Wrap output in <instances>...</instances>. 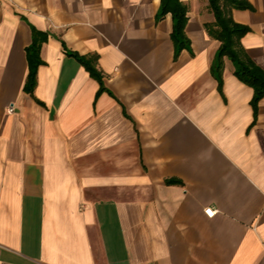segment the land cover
I'll list each match as a JSON object with an SVG mask.
<instances>
[{"label": "crops", "instance_id": "0c3cea01", "mask_svg": "<svg viewBox=\"0 0 264 264\" xmlns=\"http://www.w3.org/2000/svg\"><path fill=\"white\" fill-rule=\"evenodd\" d=\"M181 1L176 55L161 0H0V264H264V97L255 117L227 57L219 91L209 0ZM249 2L231 15L264 70ZM69 52L98 56L104 91Z\"/></svg>", "mask_w": 264, "mask_h": 264}, {"label": "trees", "instance_id": "16d2710c", "mask_svg": "<svg viewBox=\"0 0 264 264\" xmlns=\"http://www.w3.org/2000/svg\"><path fill=\"white\" fill-rule=\"evenodd\" d=\"M209 7L214 14L215 21L207 25L209 34L220 42L212 63V74L218 80L219 91L223 87V58L227 57L234 66L235 76L254 90L251 104L256 117L258 104L264 97V70L255 64L245 52L241 39L248 32V27L236 23L232 18L233 9H250L249 0H209ZM188 8L181 0H161L158 19L170 13L173 18L172 40L175 44L176 55L188 48V38L185 26L188 20ZM48 39V34L38 31L32 26V41L26 49L29 74L24 90L33 95L37 83L38 67L43 64L41 48ZM75 56L86 68L90 75L100 83L98 94L104 91L103 74L98 69V56H81L76 52H69ZM170 182L179 183L177 180Z\"/></svg>", "mask_w": 264, "mask_h": 264}, {"label": "built area", "instance_id": "2783aa9c", "mask_svg": "<svg viewBox=\"0 0 264 264\" xmlns=\"http://www.w3.org/2000/svg\"><path fill=\"white\" fill-rule=\"evenodd\" d=\"M204 212L208 217H213L217 213V210H215L213 207H207L205 208Z\"/></svg>", "mask_w": 264, "mask_h": 264}]
</instances>
